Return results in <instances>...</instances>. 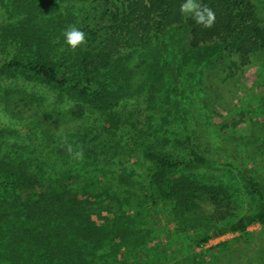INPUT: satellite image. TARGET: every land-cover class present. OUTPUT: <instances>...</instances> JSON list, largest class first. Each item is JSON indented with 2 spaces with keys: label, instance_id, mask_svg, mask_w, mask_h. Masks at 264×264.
<instances>
[{
  "label": "trees",
  "instance_id": "16d2710c",
  "mask_svg": "<svg viewBox=\"0 0 264 264\" xmlns=\"http://www.w3.org/2000/svg\"><path fill=\"white\" fill-rule=\"evenodd\" d=\"M181 2L122 0L109 10L110 0H0L21 15L16 31L4 36L32 52L1 53V74L44 89L45 98L33 93L34 99L50 98L80 119L67 129L23 122L26 137L14 125L0 126V264H195L196 251L186 253L180 240L201 248L214 236L264 227V184L240 172L257 205L221 223L231 214L224 210L231 186L207 174L215 160L177 116L156 112L157 99L170 93L165 81L178 70L171 55L184 41L190 52L182 53V66L197 67L211 43L238 53L245 65L264 52V19L253 0H201L216 15L205 28L180 13ZM95 5L107 15L105 32L78 19ZM69 25L86 34L74 50L62 35ZM134 52L139 60L129 65ZM133 75L134 89L125 90ZM256 139L264 153V134ZM68 145L82 149L83 158L74 159ZM196 192L210 194L208 212ZM143 212L175 225L162 235L159 225L144 224Z\"/></svg>",
  "mask_w": 264,
  "mask_h": 264
},
{
  "label": "rangeland",
  "instance_id": "374dc122",
  "mask_svg": "<svg viewBox=\"0 0 264 264\" xmlns=\"http://www.w3.org/2000/svg\"><path fill=\"white\" fill-rule=\"evenodd\" d=\"M121 1L110 0L109 10L115 7L116 2ZM253 1L264 19V0ZM20 18V14L12 12L10 4L0 6V54L5 58L32 55L31 50L4 36L16 31ZM78 19L81 26L87 28H103L107 24V15L105 16L99 5L84 8ZM105 30L106 28L102 32ZM185 42L182 50L177 48L171 55L178 70H174L175 80L165 81L170 93L166 95L167 98L164 97L165 100L157 99L156 112L169 113L170 118L177 116L176 123L197 136L195 140L209 150L207 154L215 161L211 160L207 174L215 173L218 181L223 180L231 186L229 199L225 200L224 205V210L230 211L231 214L221 222L227 223L236 216L252 211L257 205V198L245 190L240 172L252 175L264 184V153L256 147V138L264 134V52L253 55L250 62L244 65L238 53L225 46L214 48L211 43L202 61L192 69L190 62L182 66V53L190 52ZM199 51L200 49L197 50ZM138 60L139 54L134 52L127 63L131 65ZM235 62L240 64L238 68ZM1 64L2 61L0 66ZM145 69L144 66L137 68L138 80L142 79L141 74ZM131 78L123 81L125 90L134 89V75ZM116 83H119V79ZM33 93L45 98L42 94L46 92L42 88L36 91L33 85L29 86L19 76L8 77L0 72V126L14 125L18 129L16 135L26 137L28 129L24 127L23 122L38 119L56 125L59 129H67L65 127H75L80 121L73 115L72 109L66 110L54 105L50 98L40 103L38 98L34 99ZM41 109L45 111L41 112ZM195 194L194 199L200 208L208 212L213 206L210 194ZM145 214L146 212H143L144 224L155 225L154 227L159 225L162 235L175 225L171 219L168 223L165 217H162L163 221H159L155 214L146 218ZM113 216L114 214L112 219ZM189 241L191 239L185 242L180 240L186 244L183 246L186 253L196 251L195 256L191 257L195 264H240L245 262L246 258H251L252 261L264 260V227L260 223L250 226L246 233L227 232L214 236L201 248L193 249ZM222 242L226 244L213 250H205ZM177 250H173V253ZM147 256L145 260H154L151 254ZM163 260L155 264H162Z\"/></svg>",
  "mask_w": 264,
  "mask_h": 264
},
{
  "label": "clouds",
  "instance_id": "9594fccd",
  "mask_svg": "<svg viewBox=\"0 0 264 264\" xmlns=\"http://www.w3.org/2000/svg\"><path fill=\"white\" fill-rule=\"evenodd\" d=\"M179 11L185 17H191L196 24L205 28L211 27L216 19L214 10L207 4L202 3L201 0H182ZM62 35L64 43L73 50L86 42L85 32L74 25L65 28ZM68 152L74 159L83 158L82 149L73 150L72 145H68Z\"/></svg>",
  "mask_w": 264,
  "mask_h": 264
}]
</instances>
